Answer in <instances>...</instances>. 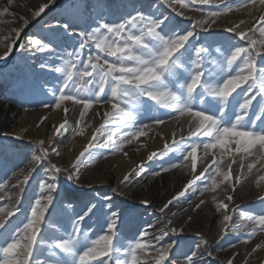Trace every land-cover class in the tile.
Wrapping results in <instances>:
<instances>
[{
  "label": "snow or ice",
  "instance_id": "snow-or-ice-1",
  "mask_svg": "<svg viewBox=\"0 0 264 264\" xmlns=\"http://www.w3.org/2000/svg\"><path fill=\"white\" fill-rule=\"evenodd\" d=\"M159 3L178 17L192 21L189 13L195 12L201 18L182 26L150 5L147 11L133 6L112 20L106 19L97 5H91V11L86 5L91 23L82 29L68 19L50 28V37H25L36 52L46 54L41 69L55 74L56 83L46 90L53 102H45L44 107L62 111L64 119L58 126L52 125L53 135L47 142L38 140V154L31 155L26 170L5 172L0 180V264H207L206 257L213 255L210 242L218 245L231 231L247 230L243 242L251 244L264 234V209L240 211L234 201L238 188L251 181L259 190L256 198L264 204V0ZM55 4L56 0H47L28 15H18L15 0H6V6L0 8V24L19 22V27L8 28L0 36V47L6 49L0 60H7L13 49L28 50L22 34ZM213 7L217 10H211ZM231 14L244 18L229 20L223 31L234 34L237 41L246 42L244 45L231 37L198 38L200 32L211 33ZM93 109L92 121L101 122L83 150L67 167L53 162L52 157L60 155L55 138L69 124V115L78 110L72 131L84 137L93 128L88 119ZM161 110L172 114L178 124L187 118V136L182 126L170 133V139L157 133L164 141L163 148L150 151L147 162L169 153L179 154L180 162L151 175L183 168L190 178L159 210L164 213L196 186L201 199L191 210L198 212L211 202L219 214L213 241L197 232L200 242L182 248L178 241L167 238L185 229L167 218L127 236L113 197L105 196V203L95 198L80 201L72 189L61 193V174L78 183L81 169L96 159L114 153L130 159L128 146L138 144L135 151L147 148L154 128L167 123L162 116L152 115ZM141 114L149 116L151 123L138 120ZM47 119L43 117L40 124ZM17 139L23 137L17 135ZM38 169L47 178L39 181L29 198L26 190ZM143 170L141 162L124 174L120 183L132 184L136 180L133 173L139 171L142 176ZM73 201L78 202L77 207ZM193 220L189 215L185 223ZM261 251L264 240L245 250L241 264H252ZM241 254L225 258L224 264H237Z\"/></svg>",
  "mask_w": 264,
  "mask_h": 264
},
{
  "label": "rangeland",
  "instance_id": "rangeland-1",
  "mask_svg": "<svg viewBox=\"0 0 264 264\" xmlns=\"http://www.w3.org/2000/svg\"><path fill=\"white\" fill-rule=\"evenodd\" d=\"M46 2L47 0H15V11L18 15H28L31 9ZM75 4H80L81 15H76L71 10ZM86 5L89 6V11H91V5H97L98 10H102L105 13L106 19L112 20L117 19L127 11H131L133 6L147 11L150 5H152L153 9L159 7L161 12L174 17L182 26H187L194 22L195 19L201 18V14L195 12L189 13L194 18L192 21L185 17H178L170 8L160 4L159 0H63L56 10H60L65 18L60 20L58 24L71 19L73 23L79 24L80 29H82L87 23H91L88 14L85 12ZM4 6H6V0H0V8ZM211 10L217 9L213 7ZM91 14L93 17L96 15L95 12ZM240 18H244L242 14H231L226 19L222 18L221 22L211 33L200 32L198 38L211 41L224 40L231 37L233 42L244 45L246 42L237 41L234 34L223 31L229 20H238ZM3 19L11 18L5 17ZM41 20L27 32L25 37L32 30L35 33L29 37L43 38L51 36L49 29L57 26L51 25L49 28L39 29L38 25ZM18 26L19 22L9 25L0 24V36L4 35L8 28ZM80 29H77V31ZM25 37L24 42L28 50L23 52L19 50L16 57L8 65H3L6 60H0V69L2 70L0 80V180L5 178V172L10 174L14 170H26V165L31 155L38 154V140L45 139L47 142L50 138L52 124H49L47 131H43V124H40V127H37V125L34 127L30 126L34 118L42 114L50 115L56 112H60L59 114L63 115L60 110L44 107L45 102L48 104H52L53 102L52 96L46 94V90L56 83L55 74L50 73L47 69H41L40 64L46 54L36 52L33 46L27 43ZM5 50V48L0 47V55H3ZM34 89H37L41 93L39 97L37 93L33 94ZM24 95L27 97L23 98ZM26 99H30L31 101L27 102ZM69 106H71L70 102ZM105 107L108 106L106 105ZM152 115L162 116L167 123L166 125H161L159 128H154L150 134L153 138L147 140V148L140 147L139 151H135L139 147L138 144L128 146L126 150L129 151L130 159L124 158L120 153L107 156V151L103 150L107 158L96 159L94 163H91L90 167L82 168L81 179L78 183L76 181H68L64 174L60 175L61 193L64 190L72 189L76 194L80 193L87 197L89 196L90 199L95 198L97 201L105 203H107L104 200L105 196L113 197L112 202L116 206V210L121 213L123 232L127 236H133L141 227H146L150 223L158 224V222H163L167 218L172 219L174 225L184 227L185 230L182 234L167 238L178 241L182 248L191 247L200 242L197 232L213 241L218 233L219 214L215 212L214 205L211 202L202 206V209L198 212L191 210L192 206L201 199L196 186L189 189L184 197H181L178 202H174L164 213H161L159 210L168 200L172 199L173 196L183 189L184 184L190 176L187 170L183 168H174L167 173H162L158 177L151 175L152 172L159 171L162 167L179 163V154L169 153L163 159H154L152 162H147L146 157L150 151L163 148L164 141L157 133H162L165 139H170V133L182 126L184 128L183 134L187 136V118H181L178 124L176 120L172 119V114L166 113L163 110L161 112H154ZM88 119L92 121L90 114ZM138 120H142L144 123H151L150 117L144 114H141ZM100 122L99 119L92 121L93 128H91V131ZM67 134L68 132H65V129H63L62 135L55 138L54 146L57 147L58 142L65 139ZM17 135L23 137V139H17ZM195 139L192 138V140ZM144 140L145 138L142 137L141 141ZM192 140L188 142L190 143ZM25 142H32L35 146L25 145ZM6 150H10V152L6 153ZM95 155L99 156V152ZM52 159L53 162L60 165L69 166L64 157L54 155ZM141 162L144 163L143 175L141 176L140 172L137 171L133 173L136 180L132 184L122 185L120 181L123 175L135 169L137 164ZM38 172H41V170L38 169ZM37 174H35L30 187L26 190V196L29 198L33 196L37 184L41 180L37 177ZM258 194L259 190L255 189L254 184L249 181L243 187L238 188V192L234 196L235 204L239 206L240 211L259 212L261 209H264V204L256 198ZM143 200L150 201V205L143 204L141 202ZM24 207H27L26 202L24 203ZM71 213L72 210L69 208V214ZM173 213H175V216L172 215ZM189 215L194 216V220L190 223H185ZM241 223L243 222L241 221ZM97 231H99L98 227ZM246 231H231L218 245L210 242L209 247L213 251V255L212 257H206L207 264H224L225 258L231 257L236 252L242 253L237 260V264H241L246 254L245 250H250L255 243L264 240V234H260L253 239L251 244H245L243 241L246 238ZM233 245L235 247H232ZM262 260H264V251H261L257 255L252 264H261Z\"/></svg>",
  "mask_w": 264,
  "mask_h": 264
},
{
  "label": "bare ground",
  "instance_id": "bare-ground-1",
  "mask_svg": "<svg viewBox=\"0 0 264 264\" xmlns=\"http://www.w3.org/2000/svg\"><path fill=\"white\" fill-rule=\"evenodd\" d=\"M80 4H75L73 6V8L71 9L72 11H74V13H76V15H81L82 14V10L79 8ZM65 17L64 15H62L60 10H56L52 13H50L49 15L45 16L41 22L39 23V29L41 28H49L51 27V25L54 26H58L59 21L63 20ZM19 27V26H18ZM35 33V31H30L27 35V37H29L31 34ZM1 72L2 70L0 69V80H1ZM41 83V81H40ZM38 95V97L41 95V93H39V91H37V89H34L33 94ZM27 96H23V98H25ZM27 102H30V99H26ZM71 107V106H70ZM95 111V110H94ZM60 112H56L55 114H50V115H39V117L34 118L33 122L30 124V126H35L40 124V121L43 117H48L47 120L44 121L43 123V127L42 130L43 131H47L49 129V124L53 125H59L60 123L63 122V115L59 114ZM94 112H91L90 115L92 116ZM78 117V110L75 111L72 115H69L68 120H69V124L66 125L65 127V132H68V134L66 135L65 139L61 140L60 142H58V146L56 147V149L59 151L60 153V157H64L66 160V163L68 165H70V163L75 159V157L79 154L80 151L83 150V147L86 145L88 139L90 138L91 135V129H88L87 134L84 137H80V136H76L73 134L72 128L74 127V119ZM53 135V129L51 131L50 137H52ZM10 150H6V153H9ZM16 152V151H14ZM37 177L39 179H46L47 177H45L44 173L38 172ZM33 181V180H32ZM31 183V181H30ZM77 196L79 197L80 201H86L88 199H90V197L86 196V195H82L80 193H77ZM78 202L77 201H73V207H77ZM72 210V209H71Z\"/></svg>",
  "mask_w": 264,
  "mask_h": 264
},
{
  "label": "water",
  "instance_id": "water-1",
  "mask_svg": "<svg viewBox=\"0 0 264 264\" xmlns=\"http://www.w3.org/2000/svg\"><path fill=\"white\" fill-rule=\"evenodd\" d=\"M62 2H63V0H56V4H55V5H52V6L50 7V9L46 10V13L43 14L42 17L38 19V22H39V21H40L45 15H47L48 13H50V12L56 10V9L61 5ZM38 22H37V21H33V23H32L31 25H29V27H28L27 29H25V33L22 34V39H24V37H25V35L27 34V32H28V31H29V30H30V29H31L36 23H38ZM17 43H19V41H18ZM18 51H19L18 48L13 49V53H12V55H11V56H10V57H9L4 63H3V65H8V64H10V63L13 61V59L16 57Z\"/></svg>",
  "mask_w": 264,
  "mask_h": 264
},
{
  "label": "trees",
  "instance_id": "trees-1",
  "mask_svg": "<svg viewBox=\"0 0 264 264\" xmlns=\"http://www.w3.org/2000/svg\"><path fill=\"white\" fill-rule=\"evenodd\" d=\"M25 145H29V146H35V144H34V143H32V142H25Z\"/></svg>",
  "mask_w": 264,
  "mask_h": 264
}]
</instances>
